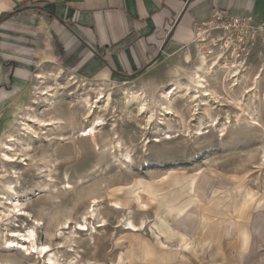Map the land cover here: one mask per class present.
Listing matches in <instances>:
<instances>
[{"label":"rangeland","instance_id":"rangeland-1","mask_svg":"<svg viewBox=\"0 0 264 264\" xmlns=\"http://www.w3.org/2000/svg\"><path fill=\"white\" fill-rule=\"evenodd\" d=\"M185 51L135 76L89 80L75 74L87 86L69 73L45 74L41 89H61L52 109L46 100L33 105L34 88L22 93L27 86L0 104V151L14 132L26 160L0 162V264H44L26 252L28 245L19 237L32 230L37 243L50 245L56 262L63 264H264V46L258 45L238 71L228 70L218 57L207 58V67L220 61L217 76L208 80L223 99L200 115L193 104L178 101L183 118L168 122L164 132L145 128L136 110L123 109L121 81L143 77L167 87ZM190 54L194 67L202 58L193 47ZM233 72L240 74L236 87ZM256 81L257 91L246 93ZM100 93L111 94L113 107L93 116L104 122L94 143L81 137L91 125L81 98L94 102ZM22 116L55 124L38 129L40 139L30 136L29 149L24 132L13 123ZM210 120L215 126L197 130ZM118 143L121 147L114 146ZM126 155L133 163L124 164ZM3 166L7 172H1ZM68 183L73 190H66ZM93 208L99 218L88 221L98 226L106 220L107 226L98 229L99 235L87 233L77 243L68 242V233L86 227ZM127 220L140 231L129 232ZM67 243L80 251L78 258L59 248Z\"/></svg>","mask_w":264,"mask_h":264},{"label":"crops","instance_id":"crops-1","mask_svg":"<svg viewBox=\"0 0 264 264\" xmlns=\"http://www.w3.org/2000/svg\"><path fill=\"white\" fill-rule=\"evenodd\" d=\"M214 9L264 24V0H0V104L55 71L106 80L155 68Z\"/></svg>","mask_w":264,"mask_h":264},{"label":"bare ground","instance_id":"bare-ground-1","mask_svg":"<svg viewBox=\"0 0 264 264\" xmlns=\"http://www.w3.org/2000/svg\"><path fill=\"white\" fill-rule=\"evenodd\" d=\"M200 60L201 61L199 64L195 65L194 67H191L192 55L190 54V52H187L182 58V64L178 65L174 71L172 72L170 71L171 73H175V74L172 75V77L168 80L169 84L167 83L168 84L167 87L161 86V84L159 85L155 81L151 79L147 80L146 78H143V77L139 78L137 82H132L129 80L121 81L122 82V84H120L121 85L120 88L122 91L121 94L124 96V99L126 100L124 108H123L124 111L131 113L134 110H136L138 117H141L144 119L145 128H149L150 130L153 127L154 130L157 129V130H161L162 132H164L168 128L170 129V127H168V122L176 121V119H178L180 116L181 118H183L184 113H181V111L178 110L176 107V103L180 100L185 101L188 105L193 104L194 110L196 112L195 115H200V114H204L205 112H207L208 107L213 106L217 103H220L221 100L223 99V96H221L220 92L216 90L217 88L211 89V86L209 85V80H208V78H213L217 76V75L214 76V74L218 72L216 70L217 65L214 64V65H210L209 67H207L208 66L207 59L202 57V59ZM163 61H166V58ZM232 74H233L231 76L232 79L233 80L237 79L235 85H233L234 87H236L238 86L237 82L239 80L237 77H239L240 74L238 72H233ZM72 77H73V81L78 79L76 76H72ZM243 78H245V76ZM45 79L46 78L42 75L37 77L36 82L33 85V88L36 92V96L32 104L36 105V104H39L40 100H46L48 102L49 109H52L55 106L54 100L58 97V94L61 92V89L54 88V87H48V88L41 89L40 86L43 80ZM113 79L115 80V78ZM79 82H81L82 86L88 85V82H86L85 79H81ZM116 82L117 81H112L111 83L116 84ZM136 83H139V86H137ZM228 85H231V84H228ZM253 85H254V88L248 91L246 90L247 91L246 93L249 94L250 92L252 93L255 90L257 91L258 82L257 81L254 82ZM234 87H231V88L233 89ZM228 91L227 93H229ZM230 94H232V92ZM81 102H83L85 106L88 107L86 118L91 122L90 127L83 131V133L81 134V137L90 139L92 142L95 143L96 138H97V133H98L97 128L102 126L104 122L101 117H98L97 119H92V118L96 114L97 111H100L99 113L105 112V111L107 112V109L112 108L113 99L111 97V94L109 93L108 94L100 93L96 101L94 102L91 101L90 96L82 97ZM235 103L236 105H239V106L242 105V103H240L237 100L235 101ZM240 108L242 109V107ZM30 109L32 110V107H29V110ZM247 120L249 119L246 118V120L244 121H247ZM13 123L18 124L20 126V130L24 132V134H22V136L25 137L24 146H28V148H29V143L27 142L30 136L37 135L35 138H39V134L37 132L38 129L42 131L45 128L53 126V124H55L53 120L44 121L38 118L27 119L24 116L20 118L18 117L14 118ZM253 124L255 126H259L258 123H253ZM213 126L215 125L213 121L210 120V121L200 123L198 125L197 130L199 132L201 131L202 133V129L204 130L209 129V128H212ZM223 136H226V134H223ZM6 137L8 139L3 144V150L0 151V162H2L3 165L14 164L17 162L19 164H23V162L26 160H24V158L22 159L23 156L19 153L18 146L16 143L17 139H16L15 133L11 132ZM114 146L121 147V144L118 143L117 145H114ZM21 159L23 160V162ZM131 163H133L132 157L130 155H126L124 164H131ZM6 170L7 169L5 168V166H3L1 172H7ZM68 185H67L68 188L66 190L74 189L72 186H70L71 185L70 183H68ZM9 188L12 189L11 186ZM7 200H10V198ZM92 201L94 202V204L98 203V201L95 198L92 199ZM12 202H10V204ZM16 209L14 210L15 212H16ZM18 212L19 214L17 216L22 215L20 209ZM98 218L99 216L97 214V209L93 208L88 213V218L85 219L86 227H84V224L83 225L81 224L80 226H82V229L80 230L76 229L75 232L73 231L71 233H68V237L66 238L67 241L70 243L72 242L77 243L79 239L82 240L81 239L82 236H87V233H90V237H94V234L99 235L98 229L99 228L102 229L107 226L106 220L98 222L99 223L98 226H94L95 225L94 223L92 224L91 222H89V221H96ZM120 222H121V219H120ZM87 223L90 224L91 227H88L89 225H87ZM125 224L126 222L124 223V225ZM126 225L128 226L126 229L129 230V232L130 231L131 232L140 231V227L137 226V224H135L132 220H127ZM19 237H21V239L26 241L24 245H28L25 247L27 248L26 252L28 251V254L38 256V259L42 258L44 260V264H63L61 262H56L58 261L57 253H52L53 250L51 249L50 245H39L37 243L36 234L34 230L29 231L27 235L19 234ZM63 238H65V234L64 236L60 235V237H58V240H63ZM91 240H93L92 243L95 246L97 244L96 239L92 238ZM12 243H15V242H11L10 244ZM59 248H66L67 252H73V253L76 252L75 254L77 255L76 258L79 257L80 251L77 252L73 244H68V243L65 245L63 244V245H60ZM48 255L50 256L49 259H47L49 262H47L46 260V257ZM76 263H79V262L77 261ZM68 264H75V263L71 261Z\"/></svg>","mask_w":264,"mask_h":264},{"label":"built area","instance_id":"built-area-1","mask_svg":"<svg viewBox=\"0 0 264 264\" xmlns=\"http://www.w3.org/2000/svg\"><path fill=\"white\" fill-rule=\"evenodd\" d=\"M192 34L193 42L185 52L193 47L201 58L218 57L228 70L245 67L252 51L260 44L264 46L263 23L251 16L231 15L219 9H214L204 22L195 23ZM220 61L212 65L218 67Z\"/></svg>","mask_w":264,"mask_h":264}]
</instances>
